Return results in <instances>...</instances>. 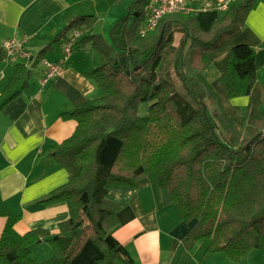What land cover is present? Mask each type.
Segmentation results:
<instances>
[{
	"label": "trees",
	"instance_id": "trees-1",
	"mask_svg": "<svg viewBox=\"0 0 264 264\" xmlns=\"http://www.w3.org/2000/svg\"><path fill=\"white\" fill-rule=\"evenodd\" d=\"M151 1L130 4L110 30L111 42L92 35L74 46L73 52L90 45L101 56L92 76L103 97L62 114L77 122L55 154L69 181L39 201L66 202L70 218L50 238L42 230L20 235V217L3 215L0 264H134L117 241L114 248L106 242L119 227V208L106 196L114 186L135 187L143 178L169 192L183 224L194 223L188 247L209 242L204 257L223 253L237 264L264 247V112L250 106L237 127L202 74L214 54L241 35L256 0H234L208 31L195 15L172 14L142 37ZM93 10L89 1L77 4L54 42L27 60L30 66H15L3 106L29 90L30 68L93 20ZM256 81L254 49L233 46L220 77L226 96L249 97ZM143 103L148 107L142 111ZM44 239L53 256L35 262L31 246Z\"/></svg>",
	"mask_w": 264,
	"mask_h": 264
},
{
	"label": "crops",
	"instance_id": "crops-1",
	"mask_svg": "<svg viewBox=\"0 0 264 264\" xmlns=\"http://www.w3.org/2000/svg\"><path fill=\"white\" fill-rule=\"evenodd\" d=\"M84 1L93 4L94 18L81 27V39L101 35L110 42L105 30L108 25L116 26L128 14L132 3L129 0L120 3L117 0H0V236L6 221L3 215L20 217L15 225L20 235L33 230L46 231L50 238L60 235V224L70 218L69 205L66 202L46 205L39 201L69 181L67 169L55 154L58 147L75 133L77 122L62 114L103 97L92 76L102 65V58L87 45L76 49L64 73L45 85L42 84L44 66L40 63L30 68L29 90L3 106L4 90L15 73V66L26 63L12 61L5 42L19 41L32 56H36L54 42L65 28L73 8ZM222 1L231 3L234 0H188L194 5L212 3L211 10L195 16L203 30H210L224 17L227 10L217 8ZM99 24L105 25L104 29L99 28ZM181 37L179 33L175 35L176 46ZM63 44V39L55 43L42 61L58 62ZM238 44L254 49L257 81L249 97L228 99L220 77L227 69L230 49ZM36 72L38 75L33 83L31 78ZM202 74L216 93L219 106L237 127L242 126L250 106L264 112V0H256L241 35L214 54ZM106 199L119 208V227L112 236L134 264H236L223 253L204 257L209 246L207 241H198L188 247L185 242L194 223L183 224L169 192L149 179L139 180L135 187L114 186ZM34 247L42 252H50L51 248L45 239L31 248ZM257 251L264 253V247ZM252 253L242 260L247 259L246 263L237 264H264L263 258L259 262L253 261ZM52 256L50 253L37 260L44 262ZM113 264L126 263L116 260Z\"/></svg>",
	"mask_w": 264,
	"mask_h": 264
},
{
	"label": "built area",
	"instance_id": "built-area-1",
	"mask_svg": "<svg viewBox=\"0 0 264 264\" xmlns=\"http://www.w3.org/2000/svg\"><path fill=\"white\" fill-rule=\"evenodd\" d=\"M229 4L230 1H222L217 4V8L226 11ZM212 8V3L194 5L190 4L188 0H152L146 7L147 20L145 27L141 30V36L144 37L148 32L153 31L161 19L167 15L181 14L196 16L198 13L211 10ZM81 37L82 33L80 30L72 31L66 40H64L62 56L58 62L41 61V65L44 66L43 85L64 73L65 66L73 54V48L80 41ZM5 46L10 58L14 62H27L32 57V54L25 49L24 44L19 41L9 40L5 42Z\"/></svg>",
	"mask_w": 264,
	"mask_h": 264
},
{
	"label": "rangeland",
	"instance_id": "rangeland-1",
	"mask_svg": "<svg viewBox=\"0 0 264 264\" xmlns=\"http://www.w3.org/2000/svg\"><path fill=\"white\" fill-rule=\"evenodd\" d=\"M130 2H133V1H135V0H129ZM122 6V5H121ZM123 7H126V6H123ZM102 24H99V28H103L104 29V27H105V25H103V26H101ZM112 25H108V29H106L105 30V36H107V39H109L110 40V42H111V38H110V30L113 28V27H111ZM113 26H115V25H113ZM84 27V26H83ZM111 27V28H110ZM37 72L36 73H34V75H33V77L31 78V82H36V77H37ZM176 83H178V81L176 80ZM101 92H103L102 90H101ZM147 107H148V105L147 104H145V103H143V104H141L140 105V110H145V109H147ZM245 113H246V111H245ZM245 115H247V113L245 114ZM40 241L41 240H39L36 244H40ZM206 244L208 245L209 243L208 242H206ZM33 246H35V244H33ZM32 247V246H31ZM35 249V247L34 248H31L30 250H31V257H32V259L36 262V260L37 259H42L44 256H48V255H50V253H51V255H52V249L50 248V252H42L41 251V249H39V250H34ZM252 256H250V257H252L253 258V261H262V258L264 259V253H262L261 254V252H259V251H253V253L251 254ZM45 257V258H46ZM37 262H38V260H37ZM243 263H246L247 262V259L246 260H244V261H242Z\"/></svg>",
	"mask_w": 264,
	"mask_h": 264
},
{
	"label": "water",
	"instance_id": "water-1",
	"mask_svg": "<svg viewBox=\"0 0 264 264\" xmlns=\"http://www.w3.org/2000/svg\"><path fill=\"white\" fill-rule=\"evenodd\" d=\"M162 39L163 37L160 38L158 44H160L162 42ZM106 242L108 243V245L111 247V248H114L115 247V240L112 236H108L106 238ZM119 251L121 250L120 248L118 249Z\"/></svg>",
	"mask_w": 264,
	"mask_h": 264
}]
</instances>
